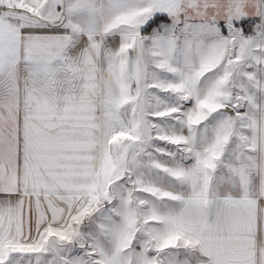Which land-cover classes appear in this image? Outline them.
<instances>
[{
  "label": "snow or ice",
  "instance_id": "snow-or-ice-1",
  "mask_svg": "<svg viewBox=\"0 0 264 264\" xmlns=\"http://www.w3.org/2000/svg\"><path fill=\"white\" fill-rule=\"evenodd\" d=\"M0 264H264V0H0Z\"/></svg>",
  "mask_w": 264,
  "mask_h": 264
}]
</instances>
